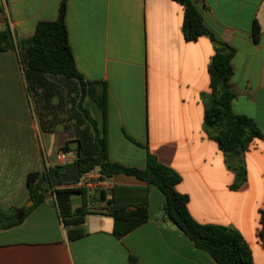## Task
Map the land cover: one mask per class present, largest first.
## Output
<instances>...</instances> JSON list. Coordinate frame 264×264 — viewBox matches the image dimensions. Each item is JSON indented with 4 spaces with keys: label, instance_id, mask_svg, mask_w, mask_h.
<instances>
[{
    "label": "crops",
    "instance_id": "0c3cea01",
    "mask_svg": "<svg viewBox=\"0 0 264 264\" xmlns=\"http://www.w3.org/2000/svg\"><path fill=\"white\" fill-rule=\"evenodd\" d=\"M62 1L1 0L0 29L10 28L15 46L0 50V209H16L15 216L33 206L28 176L58 166L60 152L64 166L74 164L83 139L49 110L58 93L44 84L58 79L28 81L18 46L39 23L57 20ZM195 1L207 28L235 51L233 113L264 135V0ZM183 21L184 7L174 0H67L69 45L91 91L90 116L104 133L110 163L145 170L154 156L180 175L176 190L188 197L196 223L237 231L254 264H264V139H254L238 159L207 135L215 46L208 36L186 41ZM69 203L72 213L86 208L83 236L70 237L50 192L22 223L0 228V264H217L171 220L165 195L146 181L117 173L102 191L74 193ZM139 209L148 219L117 238L116 213Z\"/></svg>",
    "mask_w": 264,
    "mask_h": 264
},
{
    "label": "trees",
    "instance_id": "16d2710c",
    "mask_svg": "<svg viewBox=\"0 0 264 264\" xmlns=\"http://www.w3.org/2000/svg\"><path fill=\"white\" fill-rule=\"evenodd\" d=\"M174 1L184 7L183 34L185 40L192 42L202 36H208L215 46V54L209 69L211 96L205 106L204 129L228 157L239 159L254 139H264V135L251 119L235 115L232 111L235 93L231 79L235 51L230 45L217 39L207 28L195 0ZM66 10L67 0H63L56 21L39 23L32 38L21 40L18 43L24 56L28 81L33 77L43 78L46 75L82 81L69 45ZM259 36L260 30L256 25L254 33L256 42L259 41ZM14 46L15 42L10 28L7 26L0 30V50L14 48ZM92 123L95 130L94 137L89 135L79 141V157L75 163L68 166L47 167L42 174H30L27 183L33 206L23 209L18 216L14 215L16 209L10 212L0 209V228L22 223L33 208L41 204L51 192L56 196L61 218L69 229L70 237L77 239L83 236L84 231L81 225L87 213L86 208L72 213L69 202L72 194L78 192L84 194L85 191L69 187L70 184L62 181V176L78 164L81 174L99 167L105 177L123 173L156 186L166 197L165 210L171 220L199 248L209 252L217 264H254L250 248L237 231L217 225H200L195 222L188 211V197L176 190V186L181 181L177 172L159 163L152 155L148 156L145 170L110 163L106 157L104 133L100 134L96 124L93 121ZM234 169L238 175L245 176L244 167L235 165ZM44 183L47 184L46 188ZM147 219L146 209L127 214L116 213L114 235L122 238ZM260 223L259 237L264 244V213H262Z\"/></svg>",
    "mask_w": 264,
    "mask_h": 264
},
{
    "label": "rangeland",
    "instance_id": "374dc122",
    "mask_svg": "<svg viewBox=\"0 0 264 264\" xmlns=\"http://www.w3.org/2000/svg\"><path fill=\"white\" fill-rule=\"evenodd\" d=\"M56 78L58 80H55V83L52 82L49 84L45 82L44 84V88H46L48 92L58 93V98H55L54 101L51 102L53 105L49 108L50 112L53 115L59 114L62 121L65 119V121H67L66 127L68 130L76 132L82 137L89 135L93 137L95 130L89 107L87 106V96H91L89 87L85 85L83 81L75 79L68 80L63 77ZM59 93L61 96H59ZM32 99L34 109L36 113H38L40 111V106L35 94L32 95ZM99 133L101 134V132Z\"/></svg>",
    "mask_w": 264,
    "mask_h": 264
},
{
    "label": "built area",
    "instance_id": "2783aa9c",
    "mask_svg": "<svg viewBox=\"0 0 264 264\" xmlns=\"http://www.w3.org/2000/svg\"><path fill=\"white\" fill-rule=\"evenodd\" d=\"M58 166H64L66 164V155L63 152L57 154ZM105 177L101 169H93L87 173L81 174L80 178L73 183L74 189L80 191H86L88 193L102 191L105 187Z\"/></svg>",
    "mask_w": 264,
    "mask_h": 264
},
{
    "label": "water",
    "instance_id": "95a60500",
    "mask_svg": "<svg viewBox=\"0 0 264 264\" xmlns=\"http://www.w3.org/2000/svg\"><path fill=\"white\" fill-rule=\"evenodd\" d=\"M81 176L80 167L78 164H75L68 172H66L62 176V181L66 184H72L76 182ZM45 188L47 187V184L44 183ZM31 205L33 202L30 203Z\"/></svg>",
    "mask_w": 264,
    "mask_h": 264
}]
</instances>
